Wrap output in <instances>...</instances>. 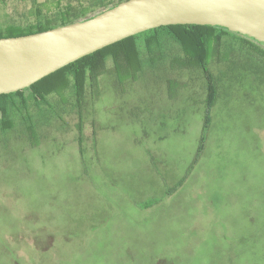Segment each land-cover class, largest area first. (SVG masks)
<instances>
[{
	"label": "rangeland",
	"instance_id": "obj_1",
	"mask_svg": "<svg viewBox=\"0 0 264 264\" xmlns=\"http://www.w3.org/2000/svg\"><path fill=\"white\" fill-rule=\"evenodd\" d=\"M31 6L0 0V27ZM169 58L100 75L78 109L51 96L38 145L0 129V264H264V74L211 64L199 151L208 81Z\"/></svg>",
	"mask_w": 264,
	"mask_h": 264
},
{
	"label": "trees",
	"instance_id": "obj_2",
	"mask_svg": "<svg viewBox=\"0 0 264 264\" xmlns=\"http://www.w3.org/2000/svg\"><path fill=\"white\" fill-rule=\"evenodd\" d=\"M123 1L126 0H31L29 11L33 22L0 27V37L30 34L85 20ZM168 56L174 68L202 70L208 81L209 106L200 139L201 151L212 122L211 107L220 97L219 80L213 75L211 64L225 63L228 70H235L243 57L246 59L243 70L250 68L264 74V42L219 25L175 24L149 29L81 57L26 88L0 94V129L10 131L19 120L30 141L38 145L34 141L39 128L37 117L49 111L57 113L50 105L51 96L65 101L66 91L75 98L77 109L81 108L88 87L98 92L100 75L112 73L119 81L136 79L145 64L167 60Z\"/></svg>",
	"mask_w": 264,
	"mask_h": 264
},
{
	"label": "water",
	"instance_id": "obj_3",
	"mask_svg": "<svg viewBox=\"0 0 264 264\" xmlns=\"http://www.w3.org/2000/svg\"><path fill=\"white\" fill-rule=\"evenodd\" d=\"M175 24L224 26L264 42V0H126L85 20L0 37V94L26 88L117 41Z\"/></svg>",
	"mask_w": 264,
	"mask_h": 264
}]
</instances>
